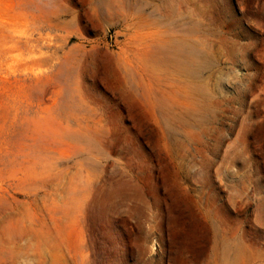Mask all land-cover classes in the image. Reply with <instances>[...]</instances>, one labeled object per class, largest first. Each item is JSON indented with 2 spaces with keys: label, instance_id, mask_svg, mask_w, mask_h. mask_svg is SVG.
<instances>
[{
  "label": "rangeland",
  "instance_id": "1",
  "mask_svg": "<svg viewBox=\"0 0 264 264\" xmlns=\"http://www.w3.org/2000/svg\"><path fill=\"white\" fill-rule=\"evenodd\" d=\"M0 264H264V0H0Z\"/></svg>",
  "mask_w": 264,
  "mask_h": 264
},
{
  "label": "bare ground",
  "instance_id": "2",
  "mask_svg": "<svg viewBox=\"0 0 264 264\" xmlns=\"http://www.w3.org/2000/svg\"><path fill=\"white\" fill-rule=\"evenodd\" d=\"M191 57V56H190Z\"/></svg>",
  "mask_w": 264,
  "mask_h": 264
}]
</instances>
